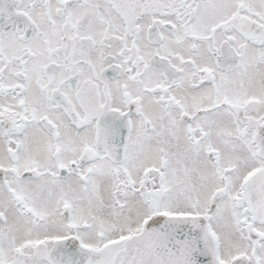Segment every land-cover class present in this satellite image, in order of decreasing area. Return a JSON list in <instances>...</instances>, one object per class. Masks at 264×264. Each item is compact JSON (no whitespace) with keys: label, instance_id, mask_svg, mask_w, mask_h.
Here are the masks:
<instances>
[{"label":"snow or ice","instance_id":"obj_1","mask_svg":"<svg viewBox=\"0 0 264 264\" xmlns=\"http://www.w3.org/2000/svg\"><path fill=\"white\" fill-rule=\"evenodd\" d=\"M0 264H264V0H0Z\"/></svg>","mask_w":264,"mask_h":264}]
</instances>
